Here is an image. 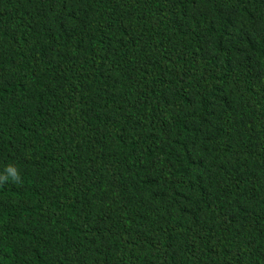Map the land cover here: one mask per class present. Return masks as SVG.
<instances>
[{
    "label": "trees",
    "instance_id": "16d2710c",
    "mask_svg": "<svg viewBox=\"0 0 264 264\" xmlns=\"http://www.w3.org/2000/svg\"><path fill=\"white\" fill-rule=\"evenodd\" d=\"M0 264H264V0H0Z\"/></svg>",
    "mask_w": 264,
    "mask_h": 264
},
{
    "label": "clouds",
    "instance_id": "9594fccd",
    "mask_svg": "<svg viewBox=\"0 0 264 264\" xmlns=\"http://www.w3.org/2000/svg\"><path fill=\"white\" fill-rule=\"evenodd\" d=\"M8 172L11 174V176H12L13 179H18V178H19V177H18V174H17V172H16L15 169H13V168H9V169H8Z\"/></svg>",
    "mask_w": 264,
    "mask_h": 264
}]
</instances>
